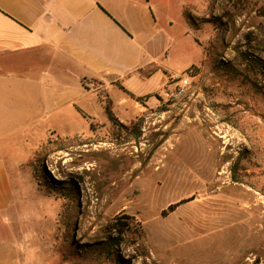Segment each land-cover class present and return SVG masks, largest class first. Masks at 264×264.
Listing matches in <instances>:
<instances>
[{"label":"rangeland","instance_id":"1","mask_svg":"<svg viewBox=\"0 0 264 264\" xmlns=\"http://www.w3.org/2000/svg\"><path fill=\"white\" fill-rule=\"evenodd\" d=\"M149 2L169 37L160 88L110 100L89 81L18 168L4 153L21 264H264V0ZM175 74L191 79L172 102Z\"/></svg>","mask_w":264,"mask_h":264},{"label":"crops","instance_id":"2","mask_svg":"<svg viewBox=\"0 0 264 264\" xmlns=\"http://www.w3.org/2000/svg\"><path fill=\"white\" fill-rule=\"evenodd\" d=\"M168 44L149 0H0V264H21L22 245V215L11 213L20 202L4 153L18 168L32 132L95 93L89 81L110 100L114 90L150 94L140 81L160 77ZM149 66L156 68L143 77ZM259 135L263 141L264 127Z\"/></svg>","mask_w":264,"mask_h":264},{"label":"built area","instance_id":"3","mask_svg":"<svg viewBox=\"0 0 264 264\" xmlns=\"http://www.w3.org/2000/svg\"><path fill=\"white\" fill-rule=\"evenodd\" d=\"M191 76L186 74L170 75L167 88L162 90V97L172 102H177L187 95Z\"/></svg>","mask_w":264,"mask_h":264},{"label":"trees","instance_id":"4","mask_svg":"<svg viewBox=\"0 0 264 264\" xmlns=\"http://www.w3.org/2000/svg\"><path fill=\"white\" fill-rule=\"evenodd\" d=\"M154 70H155V69H154ZM141 74H142V72H141ZM150 74H151V73H150ZM150 74H148L147 76H149ZM142 75L145 76L144 74H142ZM147 76H145V77H147ZM122 89H123V88H122ZM124 92L127 93V94H130L132 97H134V95H132L131 93H129V92L125 91V90H124ZM136 99H137V100H140V99H142V98H140V97H136ZM105 104H106V115H107V118H108L109 120H111V121L114 122V118H113L112 113H111V111H110V104H111L110 101L107 100ZM236 167H237V166L234 165L233 168H232L233 175H234V173L236 172ZM47 175H48V173H47ZM48 176H49V175H48ZM50 179H51V178H50ZM233 180H234V181H238L236 177H233ZM174 206H178V204L172 205V207H170V208H173ZM117 243H118V242L114 240V244H117ZM105 244H106V245L108 244V245L111 246V247L113 246V243H111V242H106Z\"/></svg>","mask_w":264,"mask_h":264}]
</instances>
